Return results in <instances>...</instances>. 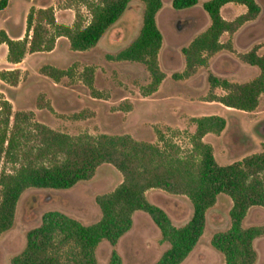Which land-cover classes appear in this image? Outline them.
I'll use <instances>...</instances> for the list:
<instances>
[{
    "label": "trees",
    "instance_id": "trees-1",
    "mask_svg": "<svg viewBox=\"0 0 264 264\" xmlns=\"http://www.w3.org/2000/svg\"><path fill=\"white\" fill-rule=\"evenodd\" d=\"M8 1L0 0V10ZM71 1L85 6L89 14L87 20L77 8L71 25L57 23L51 6H31L22 38H10L0 29V43L7 45V61L20 62L26 52L49 51L60 36L68 40L72 50L92 48L132 0ZM139 1L143 4V13L138 34L127 46L108 57L144 64L150 76L144 92L149 94L165 76L158 62L163 36L156 20L162 0ZM197 2L171 0V5L175 10H183ZM228 2L244 5L246 12L233 20L223 18L220 8ZM202 8L210 24L181 48L186 69L177 75L179 77L204 64L205 53L220 50L223 33L234 32L245 20L254 19L260 12L256 0H205ZM244 61L258 68L259 73L253 79L234 83L209 74L208 81L225 90L214 99L228 107L251 111L264 94V54L250 51ZM45 68L55 80L67 72L52 66ZM0 78L15 84L18 69L2 70ZM193 121L195 130L189 135V147L181 151L171 141H162L159 145L136 140L129 134L74 136L58 132L33 121L29 112L12 113L10 103L0 97V235L13 225L17 201L28 188L68 189L91 178L102 163L114 165L123 176L113 189L96 195L100 217L92 223L84 224L59 210L43 212L40 223L26 231L25 245L10 264H97V248L104 241L113 247L107 264H122L114 246L129 231L133 214L139 211L151 218L161 239L168 244L153 264H181L203 234L206 212L220 193L228 194L232 200L230 225L214 233L210 243L223 255V264H254L257 256L254 241L264 235V224L247 226L243 221L251 206L264 208V144L259 152L219 164L212 146L203 142L202 136L220 133L226 119L210 114L195 117ZM255 128L264 133V119ZM1 163L11 167L2 168ZM156 188L189 200L191 213L185 223L175 225L163 208L147 198L146 192Z\"/></svg>",
    "mask_w": 264,
    "mask_h": 264
},
{
    "label": "rangeland",
    "instance_id": "rangeland-1",
    "mask_svg": "<svg viewBox=\"0 0 264 264\" xmlns=\"http://www.w3.org/2000/svg\"><path fill=\"white\" fill-rule=\"evenodd\" d=\"M198 2L187 9L175 10L171 0H162L156 15L162 32L158 62L165 76L158 88L145 94L150 76L144 64L136 61L114 60L108 57L127 46L142 23L143 4L132 0L119 19L101 36L95 46L86 50H72L65 37H57L54 47L47 51L26 52L20 62L6 59L7 47L0 46V71L18 69L15 84L0 78V97L10 103L12 113L18 110L31 114L32 120L69 135L129 134L136 140L162 145V141L177 144L181 151L189 147V135L194 132L193 119L216 114L226 119L225 128L218 134L206 133L202 141L212 146L219 164L240 160L247 154L259 152L264 144V133L256 124L264 119V94L251 111L228 107L214 99L225 90L212 86L209 74L242 83L256 77L253 65L244 61L250 51L264 54V0H256L259 14L245 20L232 32L220 36L223 47L205 53L206 62L177 76L186 69L181 48L210 24V19ZM69 0H30L31 6H51L57 23L71 25L79 8L85 20L89 14L84 5ZM27 0H12L0 10V28L15 36L24 27ZM242 4L228 3L220 14L233 20L244 14ZM9 15L10 21L5 17ZM24 35V30L21 37ZM46 66L65 69L58 80L47 74ZM9 169L10 164L1 163ZM122 174L110 163L96 167L93 176L79 181L68 189L28 188L20 195L10 229L0 235V264H10L13 256L25 245L26 231L40 223L47 210L62 211L84 224L96 221L100 210L96 195L113 189ZM1 194V187H0ZM147 198L163 208L175 225H182L190 217L191 204L183 195L170 194L161 189H149ZM232 200L226 193L218 194L206 212L203 234L181 264H223V255L210 243L218 231L230 225L229 210ZM244 225L264 224V208L251 206ZM168 244L151 218L144 212L133 214V223L114 248L122 264H153ZM256 260L264 264V235L254 241ZM113 247L102 242L97 248V264H107Z\"/></svg>",
    "mask_w": 264,
    "mask_h": 264
},
{
    "label": "crops",
    "instance_id": "crops-1",
    "mask_svg": "<svg viewBox=\"0 0 264 264\" xmlns=\"http://www.w3.org/2000/svg\"><path fill=\"white\" fill-rule=\"evenodd\" d=\"M11 2H12V0H9L7 6H9V5L11 4ZM27 2H28V4H27V6H26V8H25V13H26V14H27L29 8L31 7L30 0H27ZM228 3H233V2H228ZM228 3H226V4H228ZM224 5H225V4H224ZM224 5H223V6H224ZM7 6H6V7H7ZM40 7H44V6H40ZM36 8H38V7H36ZM3 9H4V8H3ZM26 14H25V18H24V27H22L21 30L18 32V34H15V36L12 35V34L9 32V30H7L6 28H0V29H3V30L7 33V35H8L10 38H14V39H16V38H22L23 36L21 37V33H22L23 30H24V32H25V19H26ZM206 14H207V13H206ZM5 19H6L7 22H9L10 19H11V17H10L9 15H7V16L5 17ZM3 44H5V43H0V46H2ZM5 46L7 47L6 44H5ZM6 54H7V50H6ZM254 68H255V66H254ZM254 70H255V74H256V76H257L258 73H259V70H258L257 67H256ZM250 79H253V77H251Z\"/></svg>",
    "mask_w": 264,
    "mask_h": 264
}]
</instances>
